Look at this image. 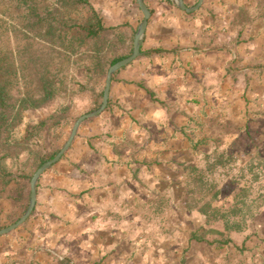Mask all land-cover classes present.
<instances>
[{
	"label": "crops",
	"instance_id": "crops-1",
	"mask_svg": "<svg viewBox=\"0 0 264 264\" xmlns=\"http://www.w3.org/2000/svg\"><path fill=\"white\" fill-rule=\"evenodd\" d=\"M88 2L106 26L124 24L128 39L143 17L136 0ZM144 2L140 54L114 74L104 111L82 122L65 158L39 177L33 216L0 249V264H55L56 253L86 264L181 257L187 236L152 227L186 225L182 165L193 146H206L204 130H222L210 126V107L235 96V56L264 64V0H203L192 12Z\"/></svg>",
	"mask_w": 264,
	"mask_h": 264
},
{
	"label": "rangeland",
	"instance_id": "rangeland-1",
	"mask_svg": "<svg viewBox=\"0 0 264 264\" xmlns=\"http://www.w3.org/2000/svg\"><path fill=\"white\" fill-rule=\"evenodd\" d=\"M44 1L0 0V14L3 17L8 15L6 22L10 29L17 25L22 27L27 23L24 15L30 3L36 2L42 8ZM234 60L229 72L235 80L232 84L235 96L227 100V106L222 102L210 107V126L222 130L210 136L204 130L198 140L202 141L200 144L205 142L206 146H193L196 155L182 165L179 184L185 191L183 205L187 215L186 225L181 226L180 230L175 226L152 227L155 234L163 229L172 235L187 236V245L181 257H149L146 262L143 259L140 262L139 258H129L123 264H264V196L255 202L250 201L264 193V64L257 57L247 61L236 55ZM98 77V74H90L86 70L75 73L76 82L71 91L66 92V96L70 94L71 97L68 122L60 128L36 130L34 126L36 121L46 118L53 111V105L25 112L27 117H24L17 137L23 134L25 122L31 120V128H27L30 133L27 147L22 152L11 153L1 161L0 228L16 221L25 211L29 181L34 170L60 147L75 118L91 109L92 98L103 87ZM223 109L229 119L226 123L219 121L224 112L220 110ZM230 127L233 130L230 131ZM66 153L61 158H65ZM250 165L259 168L255 172H260L261 181L253 183L252 194L242 212L230 216L229 208L239 186L244 178L251 176L247 172ZM244 174L247 176L244 177ZM33 213L34 210L17 228L0 235V249L18 239L19 233L26 230ZM195 237L201 240L196 241ZM85 262L58 253L53 255L55 264ZM91 264H99L98 259Z\"/></svg>",
	"mask_w": 264,
	"mask_h": 264
},
{
	"label": "trees",
	"instance_id": "trees-1",
	"mask_svg": "<svg viewBox=\"0 0 264 264\" xmlns=\"http://www.w3.org/2000/svg\"><path fill=\"white\" fill-rule=\"evenodd\" d=\"M7 16L0 14V169L2 160L27 147L30 139L27 128H31V120L25 122L23 134L17 137L27 117L25 112L50 104L53 111L36 121V130L67 124L71 97L66 96V92H70L76 82L75 73L86 70L98 74L104 87L108 67L131 53L135 32L132 31L128 39V33L120 29L124 24L106 26L88 0H45L42 8L31 2L24 15L27 23L12 29L6 22ZM103 87L92 98L93 106L86 112L99 107ZM60 147L45 160L53 157ZM256 169L259 171L258 167ZM256 169L250 165L247 172L251 176L244 178L246 174L243 175L244 182L234 196L228 215H239L247 205L253 183L261 181ZM263 196L264 193H260L250 201Z\"/></svg>",
	"mask_w": 264,
	"mask_h": 264
},
{
	"label": "water",
	"instance_id": "water-1",
	"mask_svg": "<svg viewBox=\"0 0 264 264\" xmlns=\"http://www.w3.org/2000/svg\"><path fill=\"white\" fill-rule=\"evenodd\" d=\"M173 1L176 3V5H178L179 8L183 9L186 12H192V11L197 10L203 2V0H197L196 3L193 4L192 6H187L184 3V0H173ZM136 3L138 5L140 11L142 12L143 17H142V20L140 21V23L138 24V26L134 32L133 46H132L131 53L128 56L116 61L115 63L111 64L108 67L107 72H106V76H105V80H104L102 99H101V103H100L99 107H97L96 109H94L92 111H89V112H86V113L79 115L75 119V121L73 122L72 127L70 129V132H69L66 140L61 145V147L56 152V154L53 157H51L47 160H44L35 169V171L33 172L32 176L30 178V181H29V199H28V204H27L25 211L16 221H14L13 223L1 228L0 229V235L6 234V233L12 231L13 229L17 228L19 225H21L28 218V216L30 215V213L34 209V206L36 203L37 182H38L39 177L42 175V173L44 171H46L54 163H56L61 158V156L67 151V149L72 144L75 136L77 135L78 129H79L80 125L82 124V122L84 120L91 118V117H94V116L100 114L102 111H104V109L107 106L108 99H109V91H110L111 79H112L113 73L116 70H118L119 68L128 64L130 61H132L134 58H136L140 54L142 36L145 32L148 18L150 17V10L146 6L144 0H136Z\"/></svg>",
	"mask_w": 264,
	"mask_h": 264
}]
</instances>
